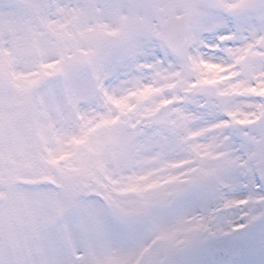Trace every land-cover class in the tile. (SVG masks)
Listing matches in <instances>:
<instances>
[{
	"label": "snow or ice",
	"instance_id": "6c2138e0",
	"mask_svg": "<svg viewBox=\"0 0 264 264\" xmlns=\"http://www.w3.org/2000/svg\"><path fill=\"white\" fill-rule=\"evenodd\" d=\"M0 264H264V0H0Z\"/></svg>",
	"mask_w": 264,
	"mask_h": 264
}]
</instances>
